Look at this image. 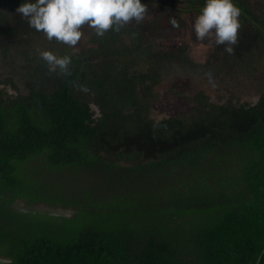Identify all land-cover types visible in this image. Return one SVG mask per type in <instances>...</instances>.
<instances>
[{"label": "trees", "instance_id": "obj_1", "mask_svg": "<svg viewBox=\"0 0 264 264\" xmlns=\"http://www.w3.org/2000/svg\"><path fill=\"white\" fill-rule=\"evenodd\" d=\"M22 2L0 0L1 56L27 76L24 94L0 78V260L264 264V90L243 100L224 84L257 75L264 0H235V51L205 41L200 62L204 41L184 31L204 0H141L142 22L102 37L82 26L75 47L31 28ZM44 50L71 56L70 75ZM197 72L222 76L223 92H177L190 112L153 118L167 76Z\"/></svg>", "mask_w": 264, "mask_h": 264}, {"label": "clouds", "instance_id": "obj_2", "mask_svg": "<svg viewBox=\"0 0 264 264\" xmlns=\"http://www.w3.org/2000/svg\"><path fill=\"white\" fill-rule=\"evenodd\" d=\"M16 12L31 28L43 32L49 41L55 38L72 47L81 40L82 26L86 25L102 37L109 29L119 32L130 22L140 23L149 15L148 5L141 0H23ZM240 15L235 0H204L201 11L192 21V32L197 40L223 45V51L232 54L238 44ZM170 23L174 28L179 27L174 17ZM40 57L51 71L70 75L71 56H58L44 50ZM0 264L9 262L0 260Z\"/></svg>", "mask_w": 264, "mask_h": 264}, {"label": "rangeland", "instance_id": "obj_3", "mask_svg": "<svg viewBox=\"0 0 264 264\" xmlns=\"http://www.w3.org/2000/svg\"><path fill=\"white\" fill-rule=\"evenodd\" d=\"M3 10L4 8L1 7ZM194 15V14H193ZM194 19L189 18L186 31L184 34L192 39L191 25ZM191 34V35H190ZM193 37L194 33H193ZM196 39V38H195ZM193 45H199L196 41L191 42ZM193 50V59L194 61L200 62L206 58L208 55L209 47L206 46L205 41L202 45H199L198 48L194 45ZM208 52V53H207ZM23 62L14 54H9L5 59L1 56L0 53V78H10L17 85L19 91L24 94L26 93V83L27 76L22 70ZM258 71L257 75L247 74L245 77H236V78H227L224 82L222 76L213 75L209 72H197L194 80L187 79H176L175 77L168 75L163 85L158 89L160 92V98L157 102H154L152 106V117L155 119L174 116L181 113H189L191 109L190 103L186 102L182 96H179L177 92L191 93L197 89H203L207 92L216 91L218 85L224 84L231 91L232 94H241L243 100L256 101L257 95L260 94L264 89L261 86H264V60L258 61ZM260 72V73H257ZM261 74V75H260ZM230 87H229V85ZM3 87V86H2ZM223 85L218 89L219 93L222 91ZM11 92V91H10ZM34 210L45 211L46 208L34 206ZM55 213V212H50ZM68 214V213H67Z\"/></svg>", "mask_w": 264, "mask_h": 264}, {"label": "water", "instance_id": "obj_4", "mask_svg": "<svg viewBox=\"0 0 264 264\" xmlns=\"http://www.w3.org/2000/svg\"><path fill=\"white\" fill-rule=\"evenodd\" d=\"M54 215H59V213H54ZM64 215H65V216H67V217H69V216H70V214H69V213H68V214H67V213H65Z\"/></svg>", "mask_w": 264, "mask_h": 264}]
</instances>
